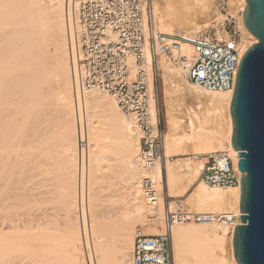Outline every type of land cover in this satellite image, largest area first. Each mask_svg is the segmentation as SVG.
<instances>
[{
    "label": "bare ground",
    "instance_id": "6f19581e",
    "mask_svg": "<svg viewBox=\"0 0 264 264\" xmlns=\"http://www.w3.org/2000/svg\"><path fill=\"white\" fill-rule=\"evenodd\" d=\"M228 1V14L217 11L214 16L219 22L202 33L199 24L208 21L203 18L211 16L217 0H155L154 7L152 0L151 13L155 27L165 34L175 26L183 35L230 45L235 41L233 31L257 39L244 22L246 0ZM184 48V53L192 54L190 45ZM179 67L196 90L188 88L183 77L169 74L165 57L155 63L157 81L151 82L155 115L160 69L167 129L165 161L153 173L166 195L161 192L159 214L167 197L185 196L198 181L202 162L193 165L183 159L188 151L201 156L215 152L238 156L232 144L233 91L205 92L187 80L186 66ZM107 96L95 90L82 95L78 104L75 101L66 0H0V264H131L137 224L146 234L163 233L159 219L148 221L150 209L142 195L141 135L133 117ZM177 100L187 105L185 110ZM55 111L58 128L53 123ZM111 156L123 165L118 184L128 188L127 198H106L111 204L123 201L120 208L105 206L107 212L97 206V200L100 182L110 176ZM174 157L178 158L175 163ZM65 168L72 169V187L69 173L63 174ZM60 171L61 220L50 213L54 192L50 190L49 196L50 187L44 189L47 176ZM174 202H170L172 209ZM183 202L197 213L237 215L241 223V188H213L199 180ZM101 210L106 216L95 217ZM234 231V225L226 221L174 225L175 264H238Z\"/></svg>",
    "mask_w": 264,
    "mask_h": 264
},
{
    "label": "built area",
    "instance_id": "2783aa9c",
    "mask_svg": "<svg viewBox=\"0 0 264 264\" xmlns=\"http://www.w3.org/2000/svg\"><path fill=\"white\" fill-rule=\"evenodd\" d=\"M219 1L224 9L227 0ZM151 7L152 0H66L68 52L77 104L86 92H105L123 113L133 117L141 135L139 158L145 172L142 195L152 211L148 221L159 219L163 233L150 235L137 228L131 264H175L174 225L226 221L235 228L242 222L237 223V215L197 213L180 205L172 209L171 197L166 198L164 211L159 214L162 193L153 173L165 161V130L159 110L155 115L151 111V82L157 81L155 63L166 57L175 65L186 66L187 80L205 91H234L241 60L258 41L234 31L232 45L165 34L155 27ZM184 45L192 47L191 55L183 52ZM236 157L229 152L193 155L196 162H202L198 180L213 188H241L245 173L238 167L239 154Z\"/></svg>",
    "mask_w": 264,
    "mask_h": 264
},
{
    "label": "water",
    "instance_id": "95a60500",
    "mask_svg": "<svg viewBox=\"0 0 264 264\" xmlns=\"http://www.w3.org/2000/svg\"><path fill=\"white\" fill-rule=\"evenodd\" d=\"M247 29L258 42L239 65L230 114L241 177V225L233 248L238 264H264V0H246Z\"/></svg>",
    "mask_w": 264,
    "mask_h": 264
},
{
    "label": "rangeland",
    "instance_id": "374dc122",
    "mask_svg": "<svg viewBox=\"0 0 264 264\" xmlns=\"http://www.w3.org/2000/svg\"><path fill=\"white\" fill-rule=\"evenodd\" d=\"M219 0H217V3H214V5H216V9L214 8L213 10H211L210 12H209V14H211V16H214V14L218 11L220 14H224V15H226V14H228V0L226 1V6H225V8L224 9H221V8H218V5H219ZM154 5H155V0H153V7H154ZM215 7V6H214ZM239 15H240V12H238L237 13V16L236 15H234L235 16V18L238 20V17H239ZM211 16H209L210 18H211ZM209 17H207V18H203V20H205L206 21V19L208 20L207 22H200V24H199V31L202 33V32H204L205 30H208L209 28H212L213 26H215V23L216 22H219V21H217L216 20V16H214L213 17V19L211 18V20H210V18ZM226 18H224L221 22H223L224 20H225ZM170 31L169 32H167L166 34H169V35H172V34H180V35H183V34H181V33H179V28H177V27H175V26H172V27H170ZM188 36V35H187ZM189 37H193V38H195L194 36H192V35H190ZM183 49H185L184 48V46H183ZM49 55H51V54H49ZM166 58V57H165ZM167 59V70H168V72H169V74H171V75H175V77L178 75L179 77H180V79H181V77H183V81H185L186 83H187V87L188 88H190L191 90L192 89H194V87H192L186 80H185V78H184V75H183V69L182 68H180L178 65H175V64H173L168 58H166ZM162 71L159 69V80H158V83H157V108H158V110H159V112H160V118H161V122H162V124H163V129L165 130V132H166V129H167V118H166V106H165V99H164V94H163V87H164V82H163V79H162ZM176 78H178V77H176ZM179 79V78H178ZM178 79H175L176 81L178 80ZM199 89V88H198ZM194 90H196V89H194ZM204 91V90H203ZM205 92H207V91H205ZM224 92H227V91H224ZM223 92V93H224ZM210 93V92H209ZM219 93H222V92H219ZM106 96V95H105ZM108 98H110L109 96H107ZM176 100V99H175ZM178 101V102H177ZM176 102L177 103H181V101H179V100H177ZM176 103V105L178 106L179 104H177ZM186 104H188V103H186ZM181 105H183V102L181 103ZM181 105L180 106H178V107H180L181 108ZM184 105H185V103H184ZM183 105V107H182V109L183 110H185V108H186V106L187 105H185L184 106ZM177 107V108H178ZM120 111V110H119ZM121 112V111H120ZM53 123L55 124V126L58 128V126H59V124H60V120H59V118H58V113H56V111L55 112H53ZM85 149H86V146H85ZM195 153L193 152V151H188L187 153H186V155L185 156H183L182 158L183 159H188L187 161H189V162H191L193 165H198V163L199 162H196L194 159H193V155H194ZM173 160H172V162L173 163H175V161L178 159L177 157H174V158H172ZM17 164V167H19V165L18 164H20L19 162H17L16 163ZM110 165H111V167H110V170H109V172L110 173H107V174H110V176H109V178L111 177V178H113L112 179V183L110 182L111 181V179L109 180V178H108V180H107V176H106V180L104 179V182H103V180L100 182V185H99V196L100 197H98V198H100L99 200H97L98 201V204H97V202H95L96 204H97V206L100 204V206L101 207H103V209L105 208V206L106 207H109V205H110V207H111V205L113 204V206H112V208H115V207H117V208H120V207H122V204H123V201H120L121 200V198H127V186L125 185V184H118L119 183V181H118V175L123 171V165H121V163H119V162H117L116 161V159H115V157L114 156H111V162H110ZM69 170H67L66 168H65V171L63 172V171H60V173H56V174H52V175H48L47 177H49L48 178V180L46 179L45 181H46V183L44 182V189H48V187H50L49 189H48V193H52L53 194V192H54V195H52L53 196V198H54V196H55V198L56 199H54V202L55 203H53V205L54 206H51L52 208L50 209L51 211L53 210V212H51L50 211V213L52 214V215H56L55 217H56V219H60L61 220V217H62V214H63V207L61 206V203H60V201H59V198H60V195L57 193L58 191H59V189L58 188H60V187H58V186H60L61 184H62V175L64 174H68L69 173V178H68V180L70 179V183H72L70 186L72 187V185L74 184V177H72V174H71V172H72V169L71 168H68ZM62 170H64V168H62ZM61 172H63V174L61 173ZM165 173V172H164ZM60 174H61V176H60ZM54 175H56L55 177H54ZM58 175V176H57ZM74 176V175H73ZM46 178V177H45ZM51 179V182H49V180ZM67 180V181H68ZM164 180H165V183H166V179H165V177H164ZM64 182V181H63ZM110 184H109V183ZM199 182V180L198 181H196V183L194 184V186H192L191 188H190V190H189V192L185 195V196H182V197H178V198H174V199H172L171 201H175L173 204L175 205H180V206H182V208H184V209H187L186 208V205L185 204H183L184 202L183 201H185L186 199H187V197H188V195H189V193L193 190V188L195 187V185L197 184ZM61 183V184H60ZM69 183V184H70ZM116 185H115V184ZM28 184V183H27ZM26 184V185H27ZM54 184V185H53ZM111 184H113V185H111ZM52 187V188H51ZM43 189V188H42ZM165 189L167 190V185H166V187H165ZM51 190V191H50ZM53 190V191H52ZM45 191V190H44ZM47 191V190H46ZM50 191V192H49ZM115 192V194H113ZM164 195H165V192H163V191H161ZM48 193H46V197H47V195H48ZM51 193H50V195L49 196H51ZM57 194V195H56ZM114 197H113V196ZM120 198V200L119 199H117L118 201H120V202H115V203H112L111 204V202H108L109 201V199L108 198ZM118 196V197H117ZM166 196V195H165ZM51 198V197H50ZM106 198H107V200H106ZM56 200V201H55ZM111 201V200H110ZM53 202V201H52ZM52 204V203H51ZM51 204H49V205H51ZM105 204V205H104ZM108 205V206H107ZM99 206V207H100ZM55 207V208H54ZM98 207V208H99ZM110 207L108 208V209H110ZM50 208V207H49ZM102 209V210H103ZM58 210V211H57ZM101 210V211H102ZM105 210H107V208H105ZM54 211H55V213H54ZM101 211H98V212H96V213H99L100 215H98V214H94V216L95 215H97V216H95V217H102V218H104V216H106V213H103V211L101 212ZM102 214H101V213ZM105 212V211H104ZM107 212H108V210H107ZM54 213V214H53ZM60 213V214H59ZM58 214V215H57ZM104 215V216H103ZM57 217H59V218H57ZM101 218V219H102ZM100 219V218H99ZM59 220V221H60ZM1 221L2 220H0V223H1ZM62 221H63V219H62ZM140 224H137L136 225V229L137 228H141L142 227V225H140ZM143 228V227H142ZM136 229H135V231H136ZM64 264H66V263H64Z\"/></svg>",
    "mask_w": 264,
    "mask_h": 264
}]
</instances>
